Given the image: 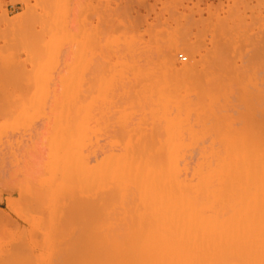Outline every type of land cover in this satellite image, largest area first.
I'll use <instances>...</instances> for the list:
<instances>
[{
  "label": "rangeland",
  "instance_id": "1",
  "mask_svg": "<svg viewBox=\"0 0 264 264\" xmlns=\"http://www.w3.org/2000/svg\"><path fill=\"white\" fill-rule=\"evenodd\" d=\"M170 61L191 85L180 72L168 78ZM196 79L211 92L202 94ZM169 120L175 140L190 145L181 167L189 162L190 171L208 158L230 174L221 202L230 217L242 205L264 209V0H0V264H61L18 194L9 197L14 159L65 151L76 170L97 168L94 181L98 162L115 148L167 144ZM101 175L93 191L79 177L78 193H94L80 199L112 188L108 196L116 195L115 183ZM73 194L62 198L60 213L69 212ZM104 198L93 203L104 209Z\"/></svg>",
  "mask_w": 264,
  "mask_h": 264
},
{
  "label": "bare ground",
  "instance_id": "2",
  "mask_svg": "<svg viewBox=\"0 0 264 264\" xmlns=\"http://www.w3.org/2000/svg\"><path fill=\"white\" fill-rule=\"evenodd\" d=\"M221 57L223 56L219 58ZM168 64L172 68L166 72L169 67L168 69L164 67V72L168 76L171 71H175L176 74L180 72L183 81L186 77L184 84L186 81L188 85L192 84L193 80L187 78V72L173 70L174 66L171 61ZM178 76L174 79L175 82L183 84L182 80H177ZM159 80L161 84L162 81ZM201 80L199 79V85L196 79L197 82L194 85L198 84V89L203 88L200 90L202 94H205V91L207 94V91L211 90L209 89L211 84L205 87L203 79ZM57 99L62 101L61 97ZM60 101H57L58 104ZM174 124L176 122L168 121L169 144L165 143L162 146L160 144V148L156 145H153L155 148L150 145H124V147L121 146L122 150L121 147L118 150L115 148L119 153L108 152L109 155L107 153L100 160L101 162H98L97 167L100 165V173L104 174L105 179L110 178L115 183L113 186H115L116 195L112 194V199L110 196L113 188L111 193L102 192L107 196L110 195L109 200L102 197L100 191L99 194L95 193L101 196V198L97 196L95 200L104 198V202L100 205L103 208L107 205V208L99 209L100 202L97 205L93 203L97 201H91L90 198L86 199L92 203L87 202L86 205V199L79 198L85 194L80 193V195L77 190L81 188L84 192L85 188V191L88 189L93 191L95 187L92 183H96L103 175L97 174L100 177L96 176L98 179L93 181L95 178L92 177V172L97 168H93L95 169L93 171L89 163L86 167L84 164L83 169L78 166V170L73 164L75 168L73 170L71 166L73 162L71 163L70 159L69 162L67 161L68 156L64 153L65 151L53 158L46 156L47 158L42 159L28 154L22 157V160L14 159L8 170V185L12 191L9 197L12 198L14 193L18 194V203L32 216L37 233L41 235L43 242L48 244L50 253H55L56 257L60 258L58 260L61 264H264V209L255 210V212L251 207L242 205L243 208L239 207V210L232 213L230 217L229 212L224 208L225 204L222 205L223 202L227 204L229 197V187L232 183H229L230 174L224 173L223 175L226 176L224 179L225 177L216 170L217 168L211 166V164L214 166L212 160L207 158L203 159V162L199 161L202 165L200 164L197 168L193 166L194 170H190L193 173L189 175L190 171L185 168L189 162L185 164V167L183 165L189 158L184 160L183 167H181V162L184 157L182 154L189 151L190 145L187 147L182 142L178 143L179 139L171 135L174 133ZM176 138L178 140H175ZM111 147L110 149H113L116 145H111ZM146 147L151 148L148 154ZM185 154L188 155V153ZM218 160H220L219 163L222 161V159ZM188 175L191 178H188ZM79 180L82 181L84 188L82 184H78ZM226 181H228L227 184ZM217 182L218 185H216ZM73 192L75 203L69 200L70 198L66 199L67 209L63 210V212L69 211L70 214L60 213L59 207L63 208L64 203L62 198L69 197V194L71 197ZM77 194L80 196L78 197ZM91 194L94 195V193ZM91 194H86L85 197ZM110 199L113 200L112 203ZM58 201H61V204ZM69 201H71L70 207L68 206ZM108 204H111L109 207L115 208L112 211L116 218L114 216L109 218L111 212ZM72 205H74L73 208H71ZM245 208L250 209L247 212V218H249L243 216L242 220L241 215L245 214ZM96 209L99 210V215ZM100 210H104L103 213L106 212L108 217L104 218L105 215L102 216L103 213H100L102 212ZM252 211L256 213V216ZM74 212L77 214L75 215ZM97 217L100 220H106H102L103 223L100 225L97 224ZM245 219H250V222L246 223ZM112 226L116 229L113 230ZM34 264L38 263L35 261Z\"/></svg>",
  "mask_w": 264,
  "mask_h": 264
},
{
  "label": "built area",
  "instance_id": "3",
  "mask_svg": "<svg viewBox=\"0 0 264 264\" xmlns=\"http://www.w3.org/2000/svg\"><path fill=\"white\" fill-rule=\"evenodd\" d=\"M179 59L182 60V61H186V58L183 57L182 55L179 56Z\"/></svg>",
  "mask_w": 264,
  "mask_h": 264
}]
</instances>
